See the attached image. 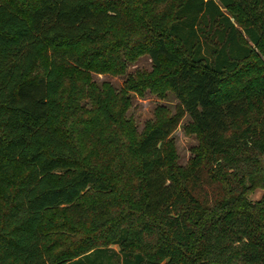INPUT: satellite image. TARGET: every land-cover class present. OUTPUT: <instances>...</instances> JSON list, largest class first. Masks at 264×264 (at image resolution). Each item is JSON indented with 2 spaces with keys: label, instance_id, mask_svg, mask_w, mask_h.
<instances>
[{
  "label": "trees",
  "instance_id": "1",
  "mask_svg": "<svg viewBox=\"0 0 264 264\" xmlns=\"http://www.w3.org/2000/svg\"><path fill=\"white\" fill-rule=\"evenodd\" d=\"M151 1L145 17L137 0H0V264H264V121L241 123L249 97L220 92L264 43V0ZM142 29L152 60L176 64L162 79L175 110L134 137L128 124L113 156L105 128L126 122L104 103L80 128L92 145L83 154L67 125L82 107L61 96L62 71L110 52L111 33L132 41ZM48 45L59 49L39 64ZM185 113L202 157L175 168L171 133ZM55 209L118 248L80 239L55 249L44 225Z\"/></svg>",
  "mask_w": 264,
  "mask_h": 264
},
{
  "label": "rangeland",
  "instance_id": "2",
  "mask_svg": "<svg viewBox=\"0 0 264 264\" xmlns=\"http://www.w3.org/2000/svg\"><path fill=\"white\" fill-rule=\"evenodd\" d=\"M181 0H169L170 5L176 6ZM138 10L146 17L156 7L151 0H137ZM158 9V8H157ZM236 10V9H235ZM231 13L230 10H226ZM237 25L241 29L243 40L251 43L242 28L248 23L245 14L237 10ZM145 31L140 30L136 38L126 41L123 35L113 32L109 42L112 45L110 52L100 55L99 52L90 56L89 62L78 65L76 68H67L62 71V83L60 93L69 104H77L82 107L72 115L67 124L72 128L71 136L78 142L83 154L91 152L92 145L87 131H81V127L92 123L100 107L105 103L115 115L118 114V124L126 122L125 130H120L115 124H109L105 128V137L109 143V151L115 156L116 149L120 147V134L123 136L131 125L133 137L140 132L146 124L156 121L162 116L173 113L178 99L162 81L166 73L173 70L175 62L162 59L156 64L149 52L145 50ZM122 40L117 45L114 39ZM109 40V39H108ZM81 50L85 45L79 43ZM169 45L178 49L175 41ZM59 49V45H48L40 53L39 64L49 58L52 51ZM37 63V64H38ZM36 64V65H37ZM83 88L82 98L73 100V93ZM88 89L91 91L89 92ZM162 89L163 94L159 93ZM221 95L227 97L233 94H246L249 97L248 106L241 118V123L248 121H264V43L253 46V53L239 70L228 74L221 86ZM91 95H89V94ZM98 94L102 97L98 98ZM93 96V99L92 97ZM74 101V102H73ZM88 109V110H87ZM91 125V124H90ZM92 127L94 124L91 125ZM132 137V138H133ZM171 152L169 159L175 168H188L191 163H200L203 146L201 136L191 120L185 113L177 127L171 133ZM118 144V146H117ZM127 154L132 157L131 146L126 145ZM136 183V181H134ZM262 188H253L248 198L251 201L259 199ZM44 225L50 233V239L55 243V249L69 247L71 243L80 239L91 244H107L117 249L115 243L109 242L106 231L103 228L94 227L85 222H75L64 209H55L47 212Z\"/></svg>",
  "mask_w": 264,
  "mask_h": 264
}]
</instances>
